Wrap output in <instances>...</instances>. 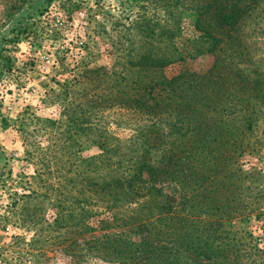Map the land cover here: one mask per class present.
I'll return each instance as SVG.
<instances>
[{
  "label": "trees",
  "instance_id": "16d2710c",
  "mask_svg": "<svg viewBox=\"0 0 264 264\" xmlns=\"http://www.w3.org/2000/svg\"><path fill=\"white\" fill-rule=\"evenodd\" d=\"M242 1L131 0L123 17L131 34L117 32L127 45L109 52L108 67L87 70L82 81L63 86L62 107L70 112L64 142L78 150L67 155L71 174L52 185L70 208L64 215L57 210L53 224L84 218L87 226L96 224L94 230L110 231L83 242L94 243L99 261L264 264V250L245 252L226 230L257 203L256 193L249 197L253 176L237 159L264 105V89L245 91L246 76L232 72L226 59L195 67L222 52L228 34L238 47L247 9ZM183 17L192 23L189 37L181 32ZM69 90L77 91V103L67 101ZM104 111L125 122L116 127H128L127 138L91 122ZM74 136L85 146L75 145ZM81 147L98 154L83 159ZM166 188L180 195L175 204ZM92 214L97 218L88 222Z\"/></svg>",
  "mask_w": 264,
  "mask_h": 264
},
{
  "label": "rangeland",
  "instance_id": "374dc122",
  "mask_svg": "<svg viewBox=\"0 0 264 264\" xmlns=\"http://www.w3.org/2000/svg\"><path fill=\"white\" fill-rule=\"evenodd\" d=\"M130 1L0 0V264H112L96 258L93 242L83 244L110 231L94 230L96 224L87 226L84 218L62 227L53 224L57 210L64 215L70 208L52 185L71 174L67 155L78 150L67 149L64 142V117L70 112H64L60 93L67 82L82 81L87 70L108 67L109 52L118 44L127 45L129 40H119L117 32L131 34L123 18ZM242 4L247 9L238 47L228 34L223 51L197 61L195 67L217 66L226 59L232 72L239 69L242 78L246 76L245 91L256 94L264 89V0ZM180 25L183 36L189 37L190 19L183 17ZM73 92L69 90L66 98L75 104L80 98ZM258 110L254 130L244 138L237 159L242 170L253 176L249 197L256 193L257 203L255 210L238 215L226 228L231 234L227 238L255 255L264 250V105ZM91 122L107 127L115 137L128 136L124 130L128 127H116L125 122L115 113L104 111ZM73 140L85 146L83 137ZM97 154L94 147L77 152L83 159ZM164 192L174 204L180 196L171 188ZM96 218L92 214L88 222Z\"/></svg>",
  "mask_w": 264,
  "mask_h": 264
}]
</instances>
